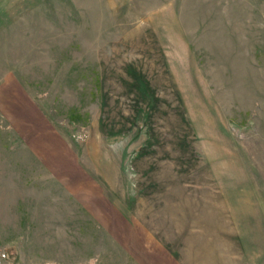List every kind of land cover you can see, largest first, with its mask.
<instances>
[{
	"label": "rangeland",
	"instance_id": "1",
	"mask_svg": "<svg viewBox=\"0 0 264 264\" xmlns=\"http://www.w3.org/2000/svg\"><path fill=\"white\" fill-rule=\"evenodd\" d=\"M0 264H264V0H0Z\"/></svg>",
	"mask_w": 264,
	"mask_h": 264
}]
</instances>
